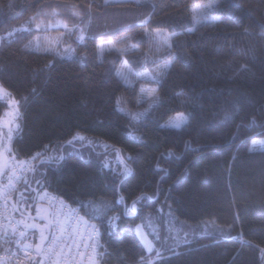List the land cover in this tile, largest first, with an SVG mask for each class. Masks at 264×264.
I'll list each match as a JSON object with an SVG mask.
<instances>
[{"label":"trees","instance_id":"obj_1","mask_svg":"<svg viewBox=\"0 0 264 264\" xmlns=\"http://www.w3.org/2000/svg\"><path fill=\"white\" fill-rule=\"evenodd\" d=\"M211 2L0 0V82L18 102L22 128L9 157L32 161L10 206L31 205L33 215L45 203L38 195L46 192L64 199L65 210L91 217L90 223L108 217L112 234L100 241L110 249L108 264H137L141 255L159 264L133 235L137 224L154 249L178 253H166L169 264H264V148H252L264 138V0L200 7ZM55 40L58 49H49ZM110 40L137 47L100 51ZM124 60L135 72L152 70L155 79L131 82L121 70ZM145 84L158 89L159 106L143 94ZM6 107L0 97V118ZM182 111L188 122L164 124ZM76 130L87 137L75 146L83 159L69 156L62 172L49 177L60 192L48 193L39 170L60 167L52 148ZM97 156L107 164L101 174ZM114 177L128 200L110 212ZM13 179L8 166L3 190ZM101 186L107 195L99 194ZM96 192L83 212L72 204L74 196ZM122 210L114 224L111 218ZM14 215L20 218L19 211ZM27 231L36 240L37 230ZM183 239L190 243L177 247Z\"/></svg>","mask_w":264,"mask_h":264},{"label":"snow or ice","instance_id":"obj_2","mask_svg":"<svg viewBox=\"0 0 264 264\" xmlns=\"http://www.w3.org/2000/svg\"><path fill=\"white\" fill-rule=\"evenodd\" d=\"M222 2V0H213V2L202 5L200 7L211 8ZM192 30V29H189ZM156 35L159 36L161 30H154ZM146 37L150 38L149 33H145ZM108 44L111 47H115L120 51H132L137 45L129 42L127 48L123 45H117L114 41H108ZM168 41L164 40L161 46H167ZM171 57L169 61L164 65L168 67L171 64ZM2 87V86H0ZM158 89L153 88L147 92L148 97L152 98V106H159L162 103L161 98L157 95ZM5 98L9 95L8 90H4ZM15 101H9V106H11ZM6 116H11V113H5ZM188 122L187 115H180L174 120H171L170 123L176 128H179L182 123ZM5 125L8 124V121H4ZM16 130L21 131V126L17 123L15 125ZM83 132L76 130L72 133L71 139L63 142L59 148H52L53 151L58 153L55 156L54 161L60 164V167L56 171H52L50 168L47 169V174L40 171L39 179L42 181L43 189H51L52 192L59 193L60 190L54 187V181L49 183V177L58 176L62 170L65 161L69 156L79 155L83 159L82 153L76 149V144L82 143L86 140V135L82 134ZM46 148L50 146L46 145ZM41 155H44L43 150H41ZM47 157V155L45 156ZM97 161L99 167L97 168L98 174H101L107 164L105 160H102L99 156L94 157ZM63 163H60V162ZM41 169L45 168V164L41 163ZM107 172H104V175H107ZM128 171L126 170L124 175L128 176ZM112 181L117 187L116 198L113 199L115 205L114 208L109 209L110 212H114L115 208H121V205L125 203L128 198L121 195L123 191V185L118 181L117 178H113ZM40 187V185H37ZM106 186H101L98 191L101 195H107L105 191ZM47 191V190H46ZM48 192V191H47ZM98 192L84 195L77 198L74 196L72 198V204H79L80 210H84V202L88 201L89 204L97 198ZM49 193V192H48ZM156 197L155 203L160 201L158 198V193L154 196ZM154 197L143 196V198L152 200ZM91 198V200L89 199ZM51 207V211L47 212L41 207H37L35 217H31L28 213V209L31 205H25L24 210H20L18 206L11 207V212L8 215L0 213V264H108V257L111 254L109 247H105L101 244L105 233L111 235L113 224L108 217H104L102 220L90 223L91 217L84 219V216H81L75 213L72 210L70 213H65L64 209L68 208L67 202L62 199L60 196H52L51 198H45ZM120 201V204H117L116 201ZM165 202L168 200L167 196L164 197ZM138 199L132 200L131 211L136 210V204ZM59 205L57 208L56 205ZM165 206L168 208L169 212L174 215V209L171 204L165 203ZM9 206L5 204L7 209ZM19 211L20 218L17 219L14 215ZM26 214L29 219L35 220H44V224L32 222L29 223L26 219ZM125 215V212L122 210L119 216H113L111 219L116 220L117 222L121 221ZM64 217V219H61ZM139 218V217H138ZM81 225H83V230H81ZM28 229H36L39 233L36 237L37 242L33 243L28 235ZM129 231L132 232V228H129ZM139 232V225H135V232L133 235ZM49 234L51 238L49 239ZM143 239V236L140 237ZM47 242V243H46ZM181 243L188 244L190 241L187 239L177 240L176 246L178 247ZM13 245L15 247H13ZM147 251L149 253L155 254L159 259V264H169V259L166 256V253H171L172 255H178L171 248H163L162 250H156L151 244H147ZM77 257L79 259H77ZM137 264H156L151 257L141 255L140 261Z\"/></svg>","mask_w":264,"mask_h":264},{"label":"rangeland","instance_id":"obj_3","mask_svg":"<svg viewBox=\"0 0 264 264\" xmlns=\"http://www.w3.org/2000/svg\"><path fill=\"white\" fill-rule=\"evenodd\" d=\"M106 1L111 2V1H122V0H106ZM1 38H2V36H0V43H1ZM58 43H59V41L55 40V42H53L52 45H49L48 48L49 49H51L52 47L56 48ZM104 48L112 49L113 47H111L108 44V42H103L99 46V50L102 51V49H104ZM56 49H58V48H56ZM121 68H122L121 70H122L123 74L131 82H136L139 79H147V78L155 79L154 78L155 75H154V72L152 70L147 69L146 71H143V72H135L134 69L131 68V66L129 65L127 60H124V64L121 66ZM0 86H2V87H0V97L6 102V106H7L6 110L4 111V113L2 114V116L0 118V192H1L4 187L8 186L2 182V175L5 171V169L7 168V165L9 162L8 157H9L10 152L12 151L13 137L18 132V130H16V128H15V125L17 123L19 125L21 124V117H20L21 112H20V108L18 106V102L16 101L15 97L10 93V91L6 87H4L3 84H1V82H0ZM153 88L154 87L152 85H150V84L146 85L145 84L142 86L141 89H142L143 94H145L146 97H148L147 92ZM4 90H8V93H9V95H7L6 98H5ZM10 100L15 101V103H13L11 106H9ZM5 113H11L12 115L6 116ZM178 114L187 115L185 113V111L174 113L171 115V117H169L166 120V122L164 124L167 126H170V127L174 126L170 123V121L176 119L178 117ZM4 121H8V124L5 125ZM185 123H182L180 125V127ZM252 148H259V149L264 148V138L255 139L253 142ZM117 162H121V164L123 163L122 160H119V159L117 160ZM122 167H123V172H125L126 170L128 171V168H126L124 165ZM45 195H46V192L41 193L39 195V200L43 201ZM37 207L35 209V212L37 211ZM113 216H117V215L114 214ZM112 221L114 222V224H116V220H112ZM138 225H139V232H136V233L138 235L140 242L143 244V247H145L146 251H147V244H151L154 248V242L151 241L147 232H145L144 227L141 224H138ZM81 230H83V228H81ZM141 235L143 236V239L140 238ZM36 236H38V232H36ZM151 258L153 259L155 257L152 256Z\"/></svg>","mask_w":264,"mask_h":264},{"label":"built area","instance_id":"obj_4","mask_svg":"<svg viewBox=\"0 0 264 264\" xmlns=\"http://www.w3.org/2000/svg\"><path fill=\"white\" fill-rule=\"evenodd\" d=\"M8 161H9L8 166L10 167V171L14 175V179L12 181V185L10 184V187L6 188L5 190H3L0 193V213H3L5 216L11 212L12 206L9 205L10 199L15 195L14 193H15L17 187H19L20 184L22 183L21 181H22L24 174L26 172H29V170L32 166V161H30L29 163L23 162L22 160L18 159L15 155L10 156L8 158ZM52 196H56V195H52ZM45 198H51V195L47 194V195H45L44 199ZM44 202L49 205L47 200H44ZM5 204L9 206L7 209L5 208ZM56 207L58 208L59 205L57 204ZM51 210L52 209L50 207V211ZM81 228H83L82 225H81ZM49 236H50V234H49ZM29 238L33 243L37 242L35 240V236L33 234H30ZM50 238H51V236L49 237V239ZM13 247H15V246L13 245ZM77 259H79V258L77 257Z\"/></svg>","mask_w":264,"mask_h":264},{"label":"water","instance_id":"obj_5","mask_svg":"<svg viewBox=\"0 0 264 264\" xmlns=\"http://www.w3.org/2000/svg\"><path fill=\"white\" fill-rule=\"evenodd\" d=\"M37 195H38V193H36V196L35 197H37ZM40 207H45V208H47V212H50V207H49V205L48 204H46V203H43V204H41L40 205ZM31 207L29 208V213H30V215L32 216V217H35V215H32L31 214ZM50 237V236H49Z\"/></svg>","mask_w":264,"mask_h":264},{"label":"flooded vegetation","instance_id":"obj_6","mask_svg":"<svg viewBox=\"0 0 264 264\" xmlns=\"http://www.w3.org/2000/svg\"><path fill=\"white\" fill-rule=\"evenodd\" d=\"M38 197H39V195H38ZM38 202L41 203L40 201H38ZM36 207L37 206H35L34 209H36ZM38 207H40V206L38 205ZM41 208L42 209H45L47 211V208H45V207H41ZM33 215H36V212L35 211H34ZM31 222H36V223H40V224H44L45 223L44 220H35V221L32 220Z\"/></svg>","mask_w":264,"mask_h":264},{"label":"crops","instance_id":"obj_7","mask_svg":"<svg viewBox=\"0 0 264 264\" xmlns=\"http://www.w3.org/2000/svg\"><path fill=\"white\" fill-rule=\"evenodd\" d=\"M7 169H8V165H7V168L5 169V171H6ZM5 171H4L3 175H2V179L4 178ZM64 211H65L66 214H67V213H70L68 210H65V209H64ZM62 219H64V217H63Z\"/></svg>","mask_w":264,"mask_h":264}]
</instances>
